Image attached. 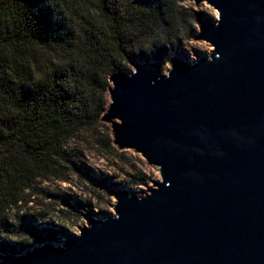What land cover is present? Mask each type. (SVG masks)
<instances>
[{"label":"water","instance_id":"obj_1","mask_svg":"<svg viewBox=\"0 0 264 264\" xmlns=\"http://www.w3.org/2000/svg\"><path fill=\"white\" fill-rule=\"evenodd\" d=\"M205 2L189 61H131L109 75L101 121L113 144L159 172L139 198L111 189L114 215L0 264H264V0Z\"/></svg>","mask_w":264,"mask_h":264},{"label":"trees","instance_id":"obj_2","mask_svg":"<svg viewBox=\"0 0 264 264\" xmlns=\"http://www.w3.org/2000/svg\"><path fill=\"white\" fill-rule=\"evenodd\" d=\"M183 1L0 0V235L106 128L110 73L177 51Z\"/></svg>","mask_w":264,"mask_h":264},{"label":"rangeland","instance_id":"obj_3","mask_svg":"<svg viewBox=\"0 0 264 264\" xmlns=\"http://www.w3.org/2000/svg\"><path fill=\"white\" fill-rule=\"evenodd\" d=\"M181 7L185 19L177 51L165 61L140 62L159 61L166 73L167 61L172 57L192 61L196 55L210 56L213 49L210 43L194 37L199 32L198 18L208 16L215 20L217 15L205 2L197 7L194 1L184 0ZM127 66L126 73L134 70L130 62ZM107 100L109 103V95ZM104 123L106 128L99 127L93 135L86 133L70 142L78 155L63 174L65 180L50 178L39 182L31 202L21 206L11 231L0 235L1 252L22 254L41 244H60V237L78 234L88 217L114 215L110 205L116 200L110 194L111 189L126 190L142 198L155 187L151 181L159 180V172L133 149L119 150L113 144L109 124Z\"/></svg>","mask_w":264,"mask_h":264}]
</instances>
